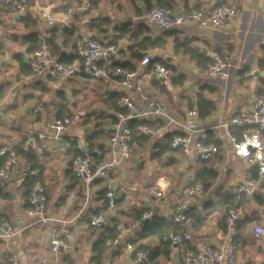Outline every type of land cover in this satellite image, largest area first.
Here are the masks:
<instances>
[{
  "label": "crops",
  "instance_id": "obj_1",
  "mask_svg": "<svg viewBox=\"0 0 264 264\" xmlns=\"http://www.w3.org/2000/svg\"><path fill=\"white\" fill-rule=\"evenodd\" d=\"M95 1L91 6V0H88L87 7L83 8L86 0H28V6L20 13L13 9L12 1L0 2V146L24 149L23 142L29 135L39 131L51 134L48 126L55 117L72 119L57 138L47 137L42 141V154L31 149L39 160V179L46 188L45 215L52 220L45 224L26 212L24 179L27 174L22 169L15 171L26 163V159L19 155V165L16 169L10 167L13 169L12 178L7 186L0 189V221H9L16 233L9 238H0V264H9L12 255L18 258L19 264H41L44 259H51L48 240L52 232L67 244V251L61 255L58 264H134L132 253L127 249L128 243L134 248L151 251V264H184L179 260L177 250L150 233L149 224L153 216L167 220L174 217V207L191 185L194 169L198 167L212 168L217 175L202 195L193 198L191 210L194 217L182 223L183 228L190 232L194 242L217 245L224 240H233L236 254L231 264H264V235L254 233L256 225L264 228V196L255 194L244 199L237 194V183L252 175L254 167L233 153L232 137L238 131L231 129L232 125L225 126L233 113L250 109L257 96L264 97V6L261 0H173L170 8L174 11L228 3L237 6V13L217 27L187 22L171 29H162L145 19L143 13L148 3L144 0H116L114 4L105 5L103 3L109 0ZM149 4L151 7L156 5L154 0ZM69 7L74 8L73 15L63 23L60 18ZM48 17L55 20L54 24H48ZM122 23L132 27L144 24L148 28L144 35L164 41V47L149 48L143 53L149 55L151 63L165 65L169 79L164 85H159L154 78L140 77L144 95L158 100L176 121L185 120L186 111L191 109L188 99L197 93L214 102L215 110L206 117L198 116L197 123L204 129L202 139L216 144L218 153L207 163L191 161L180 149L173 150L172 160L152 159L153 142L163 133L148 134L150 139L146 143L131 141L130 157L110 171L107 178L94 180L86 189L74 176L72 161L77 150L88 151L86 136L94 130V117L88 114L100 110L112 113L106 104L108 96L112 92L120 95L126 92L119 83L122 77L87 78L77 74L56 80L24 73L22 64L27 65L32 45L28 36L34 33L40 45L46 43L52 31H56L61 55L68 62L74 55V48L70 44H62L63 31L67 28L74 31L71 37L74 40L96 37L105 43H116L119 64L125 68L136 67L139 59L128 49L130 40L127 36L119 37L118 28ZM183 40L189 42L192 50L197 49L198 55L193 56L190 50L183 52V47L176 44V41ZM213 51L228 58V67L224 77L207 79L201 69L210 61ZM249 69L255 72L246 75ZM72 81L77 85L67 93L63 84ZM94 85L98 86L96 94L100 95V107L84 113L78 102L87 99ZM57 91L65 95L68 114L60 115L62 112H58L56 104L61 99L55 97ZM128 93L137 105L144 104L140 92L130 90ZM39 106L43 110H38ZM147 120L153 125L163 122L161 117H149ZM76 121H81L83 127H74ZM112 123L108 118L103 119L108 130ZM171 130H174L173 126ZM199 136L198 132L192 133L193 140ZM107 138H95L93 143L109 156ZM66 141H70V146L63 152L59 147ZM73 142L75 147L71 148ZM92 159L96 162L93 155ZM3 165L4 159L0 156V167ZM159 181L165 183L162 196H152L150 191L159 189ZM113 182L118 184L115 207L107 212L103 225L92 227L86 215L103 206L102 190ZM229 203L232 205L229 210L238 211V220L233 226L224 228ZM145 210H151L150 217L144 219L140 226L124 232L115 247L105 245L101 256L93 259L109 227L113 224L129 227ZM58 219L65 222L60 223Z\"/></svg>",
  "mask_w": 264,
  "mask_h": 264
},
{
  "label": "built area",
  "instance_id": "obj_2",
  "mask_svg": "<svg viewBox=\"0 0 264 264\" xmlns=\"http://www.w3.org/2000/svg\"><path fill=\"white\" fill-rule=\"evenodd\" d=\"M13 2V9L23 12L28 6V0H0L1 3ZM264 6V0H261ZM88 5L86 0L83 8ZM73 8L69 7L62 14L60 21L67 23L73 15ZM237 13V6L234 4L220 3L210 8L204 6H193L183 11H174L170 7L154 5L146 9L143 13L145 19L162 29H171L187 22L197 23L203 27H217L222 25L227 18L234 17ZM48 24H54L55 20L48 17ZM73 58L64 63L51 51L46 43H41L37 48L28 53L26 63L30 68V74L49 79L62 80L77 74H84L90 78H111L113 75H120L122 79L119 83L125 91L115 101V108L112 111L115 121L109 128L110 134L107 138L106 156L104 149L98 146L90 147L83 155H77L72 161V171L74 176L87 189L96 179H105L110 171L119 166L124 159L129 156L132 141V129L130 121L132 119H148L149 117H161L163 122L156 127L149 125L139 126L143 133L159 135L166 133L174 127L177 132L171 137V147L178 148L191 161H201L212 158L218 152V146L214 143H204V129L197 123L198 111L191 108L185 113L184 121L172 119L164 106L156 99L143 94L140 84V77L147 79L154 78L159 85H164L169 74L165 65L154 62L145 53L139 63L134 68H125L115 62L119 61L117 44L114 42H102L96 37L76 38ZM120 62V61H119ZM151 63V64H150ZM228 58L218 51L211 53V59L201 69L202 75L207 79L222 78L226 75ZM254 69H249L246 75H252ZM136 90L140 92L144 99V104L139 106L132 99L128 91ZM2 102L0 99V109ZM38 110H43L42 106ZM72 123L68 116L55 117L49 124V131L35 132L29 135L23 142L24 149H32L37 154H42V141L47 137L57 138L61 132L65 131ZM252 126L254 129L242 134L241 139L232 137L233 153L244 160L248 165L254 167V173L241 179L236 185L237 194L244 199L255 194L264 196V97L257 96L254 103L248 110L233 113L225 126ZM198 132V139H192V133ZM70 146V141L64 142L59 148L65 152ZM91 153L101 157L99 163L92 159ZM0 156L4 159V165L0 167V189L7 186L12 178V170L19 165V156L10 145L0 146ZM22 171L33 177L34 181L28 195V207L26 212L29 216L35 217L36 221L47 223L52 218L45 215L46 210V188L39 179L40 170L38 168L25 166L15 171ZM165 183L158 182V190L150 191L155 197L162 196ZM118 190L116 182L106 186L104 192V205L97 211L88 212L86 217L92 227H100L106 222L107 212L115 207V192ZM204 187L200 182L189 185L180 200L174 207V220L177 223L190 221L193 216L191 206L193 198L202 195ZM152 214L151 210H145L135 218L129 227L116 225V235L106 240L105 245L109 248L115 247L126 231L140 226L142 221ZM238 218V211L229 210L226 222L227 226H233ZM60 223L64 220L58 219ZM67 232V229L64 228ZM16 233L12 224L7 220L0 221V238H9ZM257 236L264 235V228L260 225L254 227ZM162 242L167 243L170 248L177 250L179 260L184 264H231L234 262L236 254V244L229 240H224L220 244H210L205 241L194 242L190 232L186 230H168L162 237ZM51 259H44L41 264H58L62 254L67 251L66 241L58 237L54 232L50 234L48 240ZM127 249L132 253V263L151 264L150 254L147 250L134 249L131 243L127 244ZM171 256L172 253H169ZM9 264H19L15 255L11 256Z\"/></svg>",
  "mask_w": 264,
  "mask_h": 264
},
{
  "label": "trees",
  "instance_id": "obj_3",
  "mask_svg": "<svg viewBox=\"0 0 264 264\" xmlns=\"http://www.w3.org/2000/svg\"><path fill=\"white\" fill-rule=\"evenodd\" d=\"M144 1L146 3H148V6L146 9L151 8V6L149 4L150 0H144ZM154 1L157 5L166 6V7H172V3H173V0H154ZM92 2L94 4L96 3L95 0H91V6H93ZM88 8H89V6H88ZM118 29H119V37L127 36V38L130 40V44L128 45V49L131 50L132 54H134V57L139 59V60L144 55L143 52L145 50H147L149 48H155V47H161V48L164 47V41L161 38H159V37L152 38L149 35H144V32L148 31V28L144 24H139V25H137V27H132L131 24L122 23ZM55 33H56V31H52L50 37L47 38L45 40V42H46L47 46L58 57V59L60 61L67 63L63 60V55H61V48H60L59 42L57 40V35ZM63 33L64 34H63V43L62 44L63 45L70 44V45L74 46L76 39L74 40V38L73 39L71 38L73 36L74 31L66 28V29H64ZM28 40L32 41L31 48L29 49L30 51H32L33 49H35L39 46L38 39L36 38L34 33L29 34ZM176 44L178 46L180 45L183 47V50H184L183 52H189V50H190L193 56L198 55V50L197 49L192 50L191 47L189 46L188 41H186V40L176 41ZM134 48H135V50H134ZM73 56L71 57V59L73 58ZM115 63L118 65H121V63L119 64V61L118 62L116 61ZM22 66H23L22 71L24 73H30V68L28 67V65L22 64ZM129 68H134V67L129 66ZM81 75H84V74H81ZM84 76H86V75H84ZM87 78H90V77H87ZM179 84H182V81ZM119 96H120V94H118L116 92H112V93H110V95L108 96V98L106 100L107 106L110 109H112V111L115 108V102L114 101ZM55 97H58L59 99L64 100V102H62L60 100L59 104H56V107L58 108V112H60V113L62 112L60 115H64L66 113L68 114V110L65 109L66 108V106H65L66 105V103H65L66 98H65V95L63 94V92L57 91ZM188 106L190 108H196L198 111V116L200 118H203V117L210 115L216 108L214 102L211 101L210 99L206 98L201 93H197L196 95H194L193 98H189L188 99ZM88 116L94 117V125H93L94 130L89 135L86 136V141L90 147H93L94 146L93 139H95V138L97 139L98 137H101V136H109V134H110V130H108L106 128L107 126H105L103 124V119L108 118L110 120V122H114L115 119H114L113 112L112 113H106L105 111H102V110L98 111V113H89ZM161 123L162 122H159L158 124L153 125L152 122L147 120V119H143V118L132 119L130 121L131 129H132V142H137V143L143 144V143H146L150 139V137L148 136L147 133H143L139 130V126L149 125V126L156 127ZM230 127L234 131H238V133H234V135L236 136V137L235 136L234 137L237 140L241 139L243 133L250 132L254 129L252 126H247V125H245V126L232 125ZM174 133H176L175 130H170L166 133H163L161 137L154 140L153 152L151 154L152 159H157V160H162L163 158H165V159L169 158L170 160L173 159L171 157V153L173 152L174 149L175 150L178 149V148H172L171 144H170L171 137ZM202 140L204 143H211L205 138ZM74 147H75V145L73 142L71 148H74ZM14 149L16 150L18 156L20 155L21 157L26 159V163L24 165L20 166L21 168H23L25 166H30V167H34V168L39 169V167H40L39 160L36 158L34 152L31 149H22L19 146H17V147L15 146ZM75 154H76L75 156L83 155L84 152L77 150ZM92 155H93L94 159L96 160V162L100 161L99 160L100 156L98 157L96 154L91 153V156ZM97 160H99V161H97ZM208 160H210V159L201 160L198 162L207 163ZM216 175H217L216 171L213 170L212 168H207V167L195 168L194 172H193V179L191 180V184L194 182H200V183H202L204 189H206L210 186L211 181L215 178ZM33 181H34V179L32 176L26 175V177L24 179V186L26 187V192H27L25 200H24V204H25L26 208L28 207V195H29V191H30V188L32 186ZM105 190H106V187L102 190L103 196H104ZM104 203H105V200L103 202V205H104ZM231 206H232L231 203H229L227 205L226 212L230 209ZM99 209L100 208H97L93 211H97ZM140 215L141 214H139L138 217ZM193 217L194 216H192V218ZM244 222H245V220H244ZM142 223H143V221H142ZM150 223H151V224H149L150 228H151L150 233L156 234L160 240H161L162 235L168 230H174V231L186 230L185 228H183L182 224L175 222L174 217L167 220L163 217L153 216V217H151ZM144 225H147V223L145 222ZM226 225H227V222H225L224 228L227 227ZM115 235H116V224H113L111 227L108 228V233L101 239V241H100L101 246H100L99 250H97L98 251L97 255L94 256L93 259H98L101 256V253L105 249L104 247H105L106 240L109 238H113ZM131 242L134 243V240H132ZM165 245L168 246L167 243H165ZM139 248L140 247H135L134 249L137 250ZM144 250H146V249H144ZM149 252H150V257L153 258V253L151 251H149Z\"/></svg>",
  "mask_w": 264,
  "mask_h": 264
},
{
  "label": "rangeland",
  "instance_id": "obj_4",
  "mask_svg": "<svg viewBox=\"0 0 264 264\" xmlns=\"http://www.w3.org/2000/svg\"><path fill=\"white\" fill-rule=\"evenodd\" d=\"M115 1L116 0H109V2H104L103 3V5H105V4H107V3H111V4H114L115 3ZM74 9V8H73ZM58 84H60V83H58ZM77 84L74 82L73 83V81L71 82V83H67V82H65L64 84H63V87L65 88V91L67 92V93H70V88L72 87V86H76ZM97 90H98V86H96V85H94V87H92L91 86V91H90V93L89 94H87L88 95V97H87V99H85V100H82V101H79L78 102V105L80 106V109L82 110V111H84V113L85 112H87V111H90L91 109H93V110H98L99 109V105L101 104L100 102H101V100H100V95H98L97 96V94H96V92H97ZM86 97V96H85ZM74 127H76V128H82L83 126L81 125V121L79 122H75L74 123ZM130 153H131V151H130ZM133 154V153H132ZM130 157V156H129ZM117 181V180H116ZM118 182V184H119V181H117ZM105 187V186H104Z\"/></svg>",
  "mask_w": 264,
  "mask_h": 264
},
{
  "label": "water",
  "instance_id": "obj_5",
  "mask_svg": "<svg viewBox=\"0 0 264 264\" xmlns=\"http://www.w3.org/2000/svg\"><path fill=\"white\" fill-rule=\"evenodd\" d=\"M127 20H130V17H128ZM41 42H42V41H41ZM41 42H40V43H41ZM149 135H151V134H149Z\"/></svg>",
  "mask_w": 264,
  "mask_h": 264
}]
</instances>
